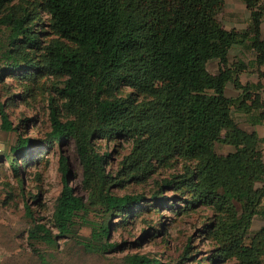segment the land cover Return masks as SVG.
<instances>
[{
  "label": "trees",
  "instance_id": "trees-1",
  "mask_svg": "<svg viewBox=\"0 0 264 264\" xmlns=\"http://www.w3.org/2000/svg\"><path fill=\"white\" fill-rule=\"evenodd\" d=\"M238 1L250 12L243 32L222 28L224 0H33L28 7L20 5L24 0H0V35L6 36L0 43V82L9 76L20 81L21 94H31L46 80L55 94L45 139L19 134L0 160H11L18 176L19 159L27 163L26 156L40 150L44 156L73 142L88 193L87 202L75 194L61 155L62 188L50 221L34 218L25 205L31 219L27 242L40 262L47 258L36 244L56 248L72 238L87 253L116 250L119 245L106 242L109 219L122 218L126 226L145 212L175 206L179 213L211 212L200 230L211 244L208 264H264V227L250 233L254 219H264L262 141L232 116L233 109L248 114L260 100L240 85L243 67H227L229 49L246 40L256 65L264 66V2ZM211 60L221 64L216 74L208 71ZM227 83L244 95L226 97ZM0 118L3 131H19L2 105ZM95 141L130 144L116 171H108L110 153H100ZM217 144L233 150L219 154ZM167 169L176 171L149 196L112 191L144 185ZM91 208H99L104 220L90 223V237L82 238L75 219ZM126 264L161 263L130 255Z\"/></svg>",
  "mask_w": 264,
  "mask_h": 264
},
{
  "label": "rangeland",
  "instance_id": "rangeland-1",
  "mask_svg": "<svg viewBox=\"0 0 264 264\" xmlns=\"http://www.w3.org/2000/svg\"><path fill=\"white\" fill-rule=\"evenodd\" d=\"M32 1L24 0V3L17 4L28 7ZM39 15L41 21H47V16L41 11ZM220 15L221 13L218 18ZM5 39V34L0 35V43L6 41ZM1 67L3 63L0 58ZM22 91L20 81L14 78L7 76L0 82V106H4V112L12 126L19 127L18 132H6L0 128L2 155L10 154V148L19 134L44 140L50 131L49 99L55 95L50 90V84L43 80L31 94H21ZM124 92L129 90L125 89ZM20 94L23 98L17 97ZM94 147L100 153H110L108 171L112 172L116 171L122 156L130 150V144L123 141H95ZM232 150L231 146L216 145L219 154ZM43 153L44 151L40 150L34 156H26L27 163L22 162L23 158L19 159L16 163L20 166L18 176L10 166L11 160L9 163L0 160V264H43L27 242L31 219L25 213V205L29 206L34 218H42L43 222L50 221L62 188L61 155L67 159L70 171L68 180L75 194L87 202L88 193L81 185L82 172L74 143L68 142L61 149L56 146L44 156ZM22 163L27 165L22 166ZM175 171L176 169L159 170L144 185L129 184L122 189L113 188L112 191L118 195L145 193L149 196ZM164 195L172 196L171 192ZM158 208V214L154 210L145 212L126 226L121 224L122 218L109 219L108 221L112 222V231L106 242L119 245L116 250L87 253L72 238L60 240L56 248L39 243L35 245V249L46 255V264H126V257L130 255L155 258L161 264H208L204 259L208 256L211 244L200 230L204 220L211 216V212L202 209L186 214L179 213L175 206ZM103 220L99 208H91L87 214L75 219L74 229L78 236L89 238L90 223L100 224ZM162 224L164 226H161ZM262 227L264 220L257 217L250 233L253 234ZM225 264L236 263L230 261Z\"/></svg>",
  "mask_w": 264,
  "mask_h": 264
},
{
  "label": "crops",
  "instance_id": "crops-1",
  "mask_svg": "<svg viewBox=\"0 0 264 264\" xmlns=\"http://www.w3.org/2000/svg\"><path fill=\"white\" fill-rule=\"evenodd\" d=\"M220 16L219 21L226 31L243 32L247 30L250 24L249 10L238 0H224V9ZM260 32L264 36V21L260 25ZM234 66L243 67L237 74L238 81L240 85L247 87V94L250 97L259 96L260 107L252 109L248 114L233 109L232 116L242 130L247 133H255L262 141L261 149L264 156V119L261 118L264 115V66L256 65V54L248 40L229 49L227 67L233 69ZM207 68L211 74H216L221 68V64L219 60H211L208 62ZM225 95L228 98L237 99L242 97L244 93L241 89L235 88L232 83H227ZM249 99L246 102L248 105L251 104ZM262 209L264 210V201Z\"/></svg>",
  "mask_w": 264,
  "mask_h": 264
},
{
  "label": "built area",
  "instance_id": "built-area-1",
  "mask_svg": "<svg viewBox=\"0 0 264 264\" xmlns=\"http://www.w3.org/2000/svg\"><path fill=\"white\" fill-rule=\"evenodd\" d=\"M2 152V150L0 149V153Z\"/></svg>",
  "mask_w": 264,
  "mask_h": 264
}]
</instances>
